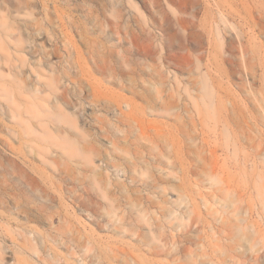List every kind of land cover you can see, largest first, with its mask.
<instances>
[{
	"label": "rangeland",
	"instance_id": "rangeland-1",
	"mask_svg": "<svg viewBox=\"0 0 264 264\" xmlns=\"http://www.w3.org/2000/svg\"><path fill=\"white\" fill-rule=\"evenodd\" d=\"M0 1H3L0 2L3 5L8 3V0ZM36 2L40 7L31 8V10L34 11L32 13L36 16L35 18H38V21L41 20L43 32L49 37L52 36L50 43L56 49L53 60L59 67L61 65L70 67L67 70L70 76H65L62 79L63 92L64 88L66 89L65 96L62 95V91L59 94L67 99L66 94L69 91L74 92V98L72 97L74 101H78L79 97L84 101V109H80L79 105L73 109L80 110L83 120L88 125L87 131L91 134H94L95 129L92 125L89 126V117L94 118L93 116L98 117V115L99 117H101L100 115L113 117L112 112H116L117 116L124 115L126 117L127 113L131 112L129 109L132 108V112L134 111L140 121L139 125L146 128L151 137L148 135L141 137L139 131H129L128 127H124L119 134L127 135L128 143H133L135 139H138L141 145L154 146L152 153H149L148 147H138V156L142 151L140 159L146 161L148 165L151 162L156 165V167L149 166L147 174L143 175L168 179V182H165L168 184L164 185L168 187L165 194H158L141 185L135 187L138 191L136 194L150 196L152 200L156 201L157 206L168 207L172 215L169 216L168 211L163 216L158 207L148 206V203L142 202L138 206H134L137 204L136 200H131L118 191L114 193L118 209L115 216H112L108 213L110 211L107 206L108 202L97 194V190L92 186L87 174L80 171L81 166L76 162L70 163V161L58 158L60 167L69 170L75 179H82L83 184L77 180L65 183L58 174L47 171L45 176L61 185L60 192L53 191L56 197L53 198L52 195L43 193L39 189L28 191L26 184L10 181L6 162L15 156L8 153L9 150L0 143V259L3 258V263L18 264L19 258H28L29 260L34 259V264H37V261L39 264H137L131 260L127 253L133 251L137 255L144 256L147 255V247L146 245L134 246L135 237L131 238L130 234L137 229L139 234L145 235L141 239L142 241L150 238L147 228L149 225L139 217L140 212L146 210V216L150 217L153 222V230L157 223L162 224L161 241L154 242L167 243L164 247L165 251L155 258L158 260V264H171L176 252L172 248L176 247L178 250L177 245L182 244L198 255L200 263L212 259L214 260L213 264H264V209L261 208V200L264 197V117L259 113V111L264 113V92H262L264 91V75L261 76L262 73L264 74V32L252 25L253 16L258 17L261 14L264 16V0H36ZM46 7L53 11L45 12ZM173 9L175 12L177 11L176 14ZM219 10L226 12L227 15L224 13L226 16L222 13L224 18L231 21L232 24L234 23L235 28L239 27L238 32L243 34V37H240L243 38L244 51L247 49L248 56L242 57L243 62L239 58L238 48L234 49L238 65L232 67L235 72H240L238 75L240 77L236 75L230 81L232 85L225 83L220 87V93L230 101L229 104H226L227 109L222 113L213 111L210 113L200 103L193 106L185 91L183 92L186 82L195 79L198 72L203 71L205 67L201 65L200 70H197L199 69L195 64L197 54L191 52L188 56L186 50L181 52L179 49L187 42L184 37L186 33L184 34L177 21L187 18L195 22V26L203 33L202 57L208 61L207 57L211 56L209 59L214 62L219 56L214 28L212 27L210 30L209 17L212 16V13L216 19H219L216 16L220 12ZM44 12L47 13V18L44 17ZM56 13L61 16L60 20ZM21 16L16 18L15 15L11 20L14 19L16 22L14 24L17 25H20L19 21L23 23L25 20H32L28 18V14L25 15L28 16L26 18L24 14ZM54 22L55 24H53ZM219 26L223 32L227 29L222 22L219 23ZM45 28L46 31L48 29V32L44 31ZM227 30L225 35L228 39L231 36L234 45L237 46L238 42L233 37V32ZM207 35L212 42L211 45L209 44L210 47L208 46L209 41L206 39ZM254 42L258 44L259 48L257 44L254 47ZM253 47L258 49L255 50ZM250 50L257 52H250ZM246 52L244 53L246 54ZM252 52L253 58L250 56ZM173 53L187 55L193 64L188 67L168 66V55ZM100 58L103 60L100 61ZM92 61L97 66L93 65ZM240 61L245 67L247 65L250 67L245 68ZM96 67L99 69L97 70ZM251 67L254 68V73L251 72ZM170 69L176 73L171 72ZM104 70L113 73L109 74L113 77L109 79L107 74L109 72L105 71L106 73H104ZM247 70L250 73L246 72ZM244 71L246 74L243 73ZM241 74L244 77L247 76L250 84L253 85L251 88L256 89L253 90L254 93L256 92L255 94L250 91L252 96L246 92L248 86L241 80ZM114 76L119 77L115 78ZM174 76L177 78L172 81ZM128 77L131 82L128 81ZM170 82H174L173 85ZM242 83H244L243 86ZM91 84L94 85L91 86ZM176 85L180 87L179 90ZM94 86H96V91ZM177 90L179 94H177ZM172 91L175 92L170 94ZM177 95L182 96L179 98ZM252 97L254 101L251 100ZM115 99L127 102L129 105L118 108ZM169 99L173 103L171 108L175 109L170 108L172 111L169 110L168 114V103H171ZM185 102L186 107L184 106ZM179 105L180 108H177ZM245 107L247 108L245 109ZM212 113L215 116H212ZM224 114L231 119V127L236 132L239 147L236 160L239 158V161L231 158L229 149L232 150V145L227 146L224 142L222 125L219 121L220 116ZM3 119L0 116V141H11L12 145L18 146L19 143L16 142V139L11 140L7 134L5 126L10 123ZM6 122L7 124H5ZM255 122L258 123V126ZM184 124L187 125V128ZM177 128L188 131L186 144L190 145V148L178 144V140L182 139L180 134H172L175 144L173 147L168 145V131H175ZM118 142L121 146L130 148L132 151L133 145L123 143V141ZM96 144L102 146L103 149L109 145L104 138ZM197 146L206 151L211 149L215 155V157L206 155L209 164L206 166L205 172H202L199 182L195 181L196 175L191 176L192 181L186 180L184 170L178 165L179 161L176 157L177 154L182 156L186 164L184 153L194 157V153L198 150V148L195 149ZM51 152L52 150L48 154L49 160L56 157V152L52 154ZM260 153L263 157L259 155ZM168 157H172L173 164H177L174 167V173H172L178 179H174L168 174L171 171V167H168ZM28 159L33 164H38L32 152ZM156 159L160 160V164L155 163ZM243 161L248 167L247 175L243 174L240 168ZM253 164L258 166H256L257 170L251 172ZM211 165L215 167L213 168ZM102 166H105V162H102ZM169 166L171 165L169 164ZM124 168L126 169L125 166ZM103 172L105 173V170ZM108 172L111 179L130 183L127 172L119 171V175H117L113 168H110ZM211 173H213V179H211ZM180 179L186 180L185 182L189 184L186 188L189 201L178 205L175 202L178 194L175 188L181 183ZM221 179L228 181L234 187L233 197L236 198V206L239 208L236 216L241 217L244 222H248V228L241 229L238 226L242 225L239 220L237 221L238 225H234L231 222L234 217L223 210L221 204L225 200L224 194L222 191L216 190L217 187L223 185ZM87 194L91 195V198L93 197V201L103 200L105 203H93L89 198L85 201L89 208L87 211H82L78 207V201L84 199L79 196L86 197ZM43 204L46 205L44 210L39 209ZM160 217L161 221L159 222ZM181 217L184 223L178 226ZM154 232L157 234L158 231L154 230ZM180 234H185L191 240L189 242L182 240ZM23 242L34 244L37 247V253L21 250L20 246ZM88 243L89 250H86L85 247ZM182 258H186V254Z\"/></svg>",
	"mask_w": 264,
	"mask_h": 264
},
{
	"label": "bare ground",
	"instance_id": "bare-ground-1",
	"mask_svg": "<svg viewBox=\"0 0 264 264\" xmlns=\"http://www.w3.org/2000/svg\"><path fill=\"white\" fill-rule=\"evenodd\" d=\"M0 2H3V1H0ZM7 2L8 3L6 5L5 3L4 5L3 3H0V116L1 118H4L3 120H8L7 122L10 123V125H8L7 122L5 123L7 124L5 127L7 129V134L9 135V138H11V140H14L15 138L16 142L19 143L18 146H14L12 145L11 141H7V140H2L4 142L0 141L1 145L3 144V146L9 150L8 153L15 156V158H9L6 162V170H8L10 174V178H11L10 181L11 182L17 181L18 184H26L28 191L39 189L43 193L52 195L53 198L56 197L53 191L57 190L58 192H60L61 185L57 184L54 181L49 180L48 177L45 176L47 171H50L51 173H54V174H58L60 176V179L63 180L65 183H72L74 180H77L78 182L83 184L82 179H75L71 175L69 170H66L65 168L60 167L61 164L59 161H57V158H58V159L70 161V163L76 162L77 165L81 166L80 171L87 174V177L91 181L92 186L97 190L96 191L97 194L102 199L108 202L107 206L110 209L108 213L111 214L112 216H115L116 214L115 212L118 209L115 204V201L117 200H115V196H114V193H117L118 191L120 192L121 195L129 197V199L131 200H136L137 204H134V206H138L142 202L145 204L148 203V206L158 207L160 209V213L163 216H165L168 213V211H169V216H171L172 212L168 210V207L163 206V205L157 206L156 201L152 200L151 197L148 195L143 196L141 194H136L138 191L136 190L135 187H137L138 185L144 186V188H149L150 191L152 189L153 192H157L158 194L159 193L165 194L166 193L165 191L168 187L164 185L168 184V183H165V182H168V179L167 178L158 179L156 177L155 178L152 177V175H148V176L143 175V174H147L149 166L156 167V165L152 164V162L149 163L148 165L146 161L141 160L140 158L142 157V154H141L142 151L140 152V156H138L137 154L138 147H143V148L148 147L149 153H152L154 146L152 145L147 146L143 144L141 145L138 139H135L133 143H128V141L126 140L127 135L121 136L119 134V132H121L124 127H128L130 129L129 131H134V130L139 131L141 137H144L145 135H148L151 137L148 130L146 128H143L141 125H139L140 121L135 116L134 111L132 112V108L131 110L129 109V111L131 112H128L126 117H124V115L117 116L116 112H112L113 117H105V116L103 117V115H100L101 117H99L98 115V117L93 116L94 118H90L89 115H87L89 117V126L92 125L93 129H95L94 134L89 133L87 131L88 125L83 120V116L80 114V110L73 109V107H75L76 105H79L80 109L81 108L84 109L85 108L84 101L80 99V97L79 99H77L78 101H74L73 99L74 92L72 93L70 91L66 94L67 99L63 97L65 96L64 92L66 89L64 88V92H63L62 79H64L65 76L66 77L70 76V73L67 71L70 67L68 66L69 67L68 68L62 65L61 67H59L56 61L53 60V55L55 54L56 49L50 43V38L52 36L49 37L45 32H43L44 28L42 26L43 24L42 25L40 24L41 20L38 21V18L36 19L35 18L36 16L33 15L34 11L31 10V8L35 9L36 7H38L40 4V1H39V4L38 2H36V0H8ZM50 10L52 9L50 8ZM50 10L47 9L46 7L45 12L50 11ZM222 11L220 12L217 11L218 13L216 16L219 17V19H216L212 13H211L212 16L209 17V24L211 26L210 30H212V27L214 28L215 38L217 41L216 43L217 52L219 56V58L214 62L211 61L212 59H209L211 56L209 58L207 57L208 61H205L204 57H202V53H203L202 47L204 45V41L202 39L203 33L197 26H195V22L187 18L178 19L177 21L179 27L183 29L184 34L186 33L184 37H185V41L187 42V44H185L184 46H181L179 49H181V52L183 50H186L188 52V56L191 52L197 54L195 56L196 58L195 64L197 65V68H199L197 70H200L201 65L205 67L203 71L200 70V72H198L197 77L193 79L194 81L188 80L186 82V84L183 87V92L185 91L188 100L192 103L193 106L195 105L197 106L200 103L203 106V108L205 107L206 110L210 111V113L211 111L222 113L223 111L227 109L226 104L230 103L228 98L222 93H220V87H222L225 83L231 84L230 81L232 80V78H234L236 75L237 76L240 75V72H235L232 67L234 65H238L237 59L234 55V49L236 47L238 48L239 58H241L242 60H243L242 57L244 55H247V52H246L247 49L244 51V45L242 42L243 38H241L243 37L242 36L243 34L242 35L239 34L238 32L239 27L235 28V26L233 25L234 23L232 24L231 21L229 22V20H226L224 18V15L226 14V12L225 11L222 12ZM173 12L174 14H176L177 11L175 12L174 10ZM222 13L223 14L225 13V14L223 15ZM22 14H24L25 18L28 16H29L28 18H30L31 15H33L34 17L32 16L33 18L32 17L30 18L32 20H25L23 23L19 21L20 25L14 24L16 22H14V19L11 20V18L15 17V15L17 16L16 18H18L19 15L21 16ZM26 14H28V16H25ZM44 15H45L44 17L47 18L46 17L47 13H45ZM251 16H252V13H251ZM59 17L61 16L59 15L58 19ZM175 18H177V16ZM48 19L50 20V18ZM46 21L49 22L47 19ZM47 22H44V23H47ZM220 22H222L225 25V27L229 29V32L230 30L231 32H233L232 33L234 34L233 37H235V39H237L236 41L238 42V44L236 43L237 46L234 45L232 39L230 38L231 36L228 39L227 36L225 35V33L228 32V30L226 29L224 32L222 31L221 26H219ZM53 24H55V22ZM252 25L254 27L256 26L261 32H264V16L262 14L258 17L253 16ZM52 29L54 28L52 27ZM44 31H46V28ZM46 32H48V29ZM206 39H208L209 41L208 46L209 44L211 45L212 42L209 36ZM256 44L254 47H256ZM254 47L253 49H255ZM257 47H258V44H257ZM255 50H250V52L251 51L257 52ZM244 52H246V54ZM188 56L185 54L178 55L177 53L169 54L168 55V66H173V67L191 66L193 64V61ZM250 56L251 57L253 56V52H252V55L250 54ZM31 58H33V60H31ZM101 58H100V61L103 60ZM243 62H241L242 65H244ZM93 65H96V64L94 63ZM260 65L262 66V63ZM246 67L249 68L250 65L249 67L248 65ZM253 67H251L252 69L250 70H252L251 72L254 73ZM106 68L104 67V69ZM189 68L191 69L192 67H189ZM96 69L98 70L99 67L98 68L96 67ZM190 69L189 71H192ZM107 70L109 69L107 68ZM107 70H104V73H106L105 71ZM194 70L196 71V67L193 69V72L195 74ZM246 72H248V70ZM246 72L244 71L243 73L246 74ZM253 73L252 75L255 76ZM107 74L109 75L111 74V72ZM263 75L264 74L262 73L261 76ZM104 77L106 76L104 75ZM108 77L110 79L111 76L109 75ZM114 77L118 78L119 76L118 77L114 76ZM175 78H177V76H174L172 81L176 80ZM192 78H194V76H192ZM241 78H242L241 80L244 81V83H246L248 86V88H246L247 89L246 92L249 93L251 96H252V93L255 94L256 92L254 93L253 91L255 88L254 89L251 88L253 87V85L250 84V81L247 78V76L244 77L241 74ZM261 80L263 79L261 78ZM128 81L131 82L129 77H128ZM173 83L171 84L173 85ZM244 83H242V86ZM263 83H264V80H263ZM93 85L94 84H91V86ZM95 87L96 86H94V88ZM169 87H170V84H169ZM178 88L180 87L178 86L177 89ZM93 89L91 90L93 91ZM178 90H177V94H179ZM260 90H258V92H260ZM61 91L63 93L62 94L63 96L60 95ZM95 91H96V88H95ZM173 92L175 91H172V93L170 92V94H173ZM171 96L174 97L173 95ZM180 96L178 97L181 98ZM259 97H260V94H259ZM260 98L262 100V97ZM254 99L256 98L254 97ZM251 100H253V97ZM170 101L171 103H168V114L172 110L175 109L174 106H173L174 109L171 108L172 107L171 104L173 103H172V100ZM115 104L118 106V108H123L124 105L127 107L129 105V103L127 102H120V101H117V103ZM130 105L132 106V104ZM164 106H165V103H164ZM184 106L185 107L187 106L186 102ZM163 108H166V107H163ZM177 108H180V105ZM246 108L247 107H245V109ZM117 112L119 113V111ZM259 113H261L260 115L264 117L263 116L264 113L260 111ZM248 114L250 116V113ZM212 116H215V114L212 113ZM247 119L249 120V118ZM247 119L246 121H248ZM219 121L222 125L224 142L227 146L232 145V150L231 148L229 149L231 152V158L236 160V157L238 156L237 151L239 147H238V139L236 137V132L231 127L232 121L225 114L220 116ZM256 124L258 126V123ZM248 126L250 125L248 124ZM185 128H187V125H185ZM173 129H174V126H173ZM172 134H180L182 136V139L178 140V144L184 145L185 147L187 146L189 148L191 147L190 145L186 144L187 139H188V131L184 129H178V128L175 129V131H168V145L170 147H173L175 144L174 136ZM102 138L106 139L107 144H109L107 147L105 146L104 149L102 148V146H98L96 144L98 141L102 140ZM118 141H123V143L126 142L131 146L133 145L132 151L130 150V148L121 146ZM197 148L198 150L194 153V157H191L189 154L184 153L186 155V157L184 158L186 160V164L182 156H179L177 154L176 157H178L177 158L179 161L178 165L181 167L182 170H184L183 173H184V176L186 177V180L188 179L189 181H192L193 179H191V176L196 175L195 181L199 182L201 181L200 177L202 176V172H205V170L207 169L206 166L209 164L207 162L208 157L206 155H209L210 157H215V155H214V151L211 149L206 151V150H203L202 147L199 148V146H197L195 149ZM51 150H52L51 154L53 152H56V157L49 160L48 154H49V151ZM30 152L34 154V159L37 161L38 164L35 165L30 161V159H28ZM204 153H208V154H204ZM259 155L263 157L264 154L262 155V153H260ZM236 161H239V158H237ZM102 162H105V166H102ZM155 163L160 164V160L156 159ZM235 163L238 165L237 162ZM169 164L171 166H169ZM176 165L173 164L172 157H168V167H171V171L168 174L174 177V179H178L177 176L173 174L175 170L174 167ZM124 166L126 167V169L124 168ZM211 166L213 168L215 167L214 165H211ZM252 166L253 167H252L251 172L257 170L256 166L258 165L253 164ZM199 167L201 168L199 169ZM110 168H113L114 171H116L117 175H119V171H122L124 173L127 172L130 178V183L129 184L122 183L119 180L111 179V177L109 176V172H108ZM240 168L242 169V173L247 175L248 167L245 165L244 161H243V165L242 166L240 165ZM159 169L163 170L161 168ZM103 170H105V173L103 172ZM212 172H214V170H212ZM212 174L213 173L210 174L211 179H213ZM258 176L260 177L259 174ZM180 181L181 183L178 184L177 187L175 188V190L178 192L175 202L178 205L182 203H187L189 201L187 200L188 194L186 193V188L189 184L181 179ZM221 182L223 185H220L219 187H217L216 190L222 191V193L224 194L225 200H224V203L221 204L222 208H224L223 210L230 213V215L234 217V220H231V222H233L234 225L237 226L238 225L237 221L239 220L242 225H238V226L241 229H243V227L248 228L249 223L244 222L241 219V217L236 216L237 212L239 211V208L236 206L237 204L236 198L233 197L235 193L234 187L231 186V184L226 180L221 179ZM79 198H83L84 200L78 201V207L82 211H87L89 206L87 205L85 201L91 198V195L87 194L86 197L84 196L82 197V195H80ZM91 201L93 203L96 202L98 204L105 203L103 200L93 201V197L91 198ZM45 207L46 205L43 204L42 206L39 207V209L44 210ZM261 208L264 209V197L261 200ZM146 213H147L146 210H144L143 212H140L139 217L145 222V224L149 225L147 228H148V233L150 235V238L148 240L145 239L142 241L141 239L145 235L139 234V230L137 229L132 231V233L130 234V237L131 238L135 237L134 238L135 243L133 244L134 246L146 245L147 255H144V256L137 255L133 251L127 254L131 258V260L137 264H156V263L158 264L157 262L158 260H156L155 258L161 252L165 251L164 247L167 245V243L158 244L154 242V241H157V242L161 241L160 237L162 236V224L157 223L155 225L154 230H156V232L158 231L156 234L153 230V222L151 221L150 217L148 218L146 216ZM160 221H161V217L159 218V222ZM183 223H184L183 218L181 217L179 220L178 226L182 225ZM252 225H254V223H252ZM141 227H144V226H141ZM118 232H121V231H118ZM180 236L182 237V240H186L188 242L191 240L185 234H180ZM88 246H89V243L85 247L86 250H89ZM177 247H178V250L176 247L172 248V250L176 252L174 254V258L171 261L172 262L171 264H213L214 263V260L212 259H210L208 262L200 263V261H198V255H195L193 250L189 249L186 245L184 244L177 245ZM20 249L23 251H28V252L31 251L32 253H37V247L32 243L28 244L26 242H23L20 246ZM185 254H186V258H182V256H184ZM0 264H4L3 258L0 259ZM18 264H34V259L29 260L28 258H19ZM37 264H39V261H37Z\"/></svg>",
	"mask_w": 264,
	"mask_h": 264
}]
</instances>
